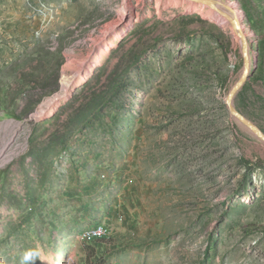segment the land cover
I'll return each instance as SVG.
<instances>
[{
	"label": "rangeland",
	"instance_id": "obj_1",
	"mask_svg": "<svg viewBox=\"0 0 264 264\" xmlns=\"http://www.w3.org/2000/svg\"><path fill=\"white\" fill-rule=\"evenodd\" d=\"M209 1L245 40L199 0H0V264H264L229 109L264 137V0Z\"/></svg>",
	"mask_w": 264,
	"mask_h": 264
},
{
	"label": "bare ground",
	"instance_id": "obj_2",
	"mask_svg": "<svg viewBox=\"0 0 264 264\" xmlns=\"http://www.w3.org/2000/svg\"><path fill=\"white\" fill-rule=\"evenodd\" d=\"M182 2V1H181ZM209 2V5H210V7H212L213 8V10L215 9L216 10V12L219 14H223V16L225 15V16H227V17H225V19L226 20H228V22L230 23V25H232L234 28H235V30H236V32L239 34V35H241L242 34V32H243V30H242V28H241V26H240V20H239V18L240 17H235L234 15L232 16V17H230V15L228 16V15H226L223 11H221L220 10V4L219 3H216V2H214V1H208ZM129 8V7H128ZM127 8V9H128ZM221 8H222V6H221ZM226 12V11H225ZM220 16H222V15H220ZM224 19V20H225ZM244 37V36H243ZM245 43V42H244ZM244 49H247V47H245L244 46ZM248 50V49H247ZM247 52V51H246ZM247 54V53H246ZM75 75H77V74H75ZM74 78H76V76L74 77ZM70 83H71V81L69 82V80L68 79H66V78H63L62 79V85H63V88H65V89H67L68 88V86L70 85ZM39 114H41V112H38L37 114H36V116L38 115L39 116ZM35 116V117H36ZM100 226H104V225H99V224H97V225H94V226H91L90 228H88L87 230H85V232H84V234H83V237L86 235V234H88L89 233V238L88 239H90V240H98V239H100V238H103L104 236H105V234H106V230H104V231H102V232H100V233H92L97 227H100ZM84 239H87V238H84Z\"/></svg>",
	"mask_w": 264,
	"mask_h": 264
},
{
	"label": "water",
	"instance_id": "obj_3",
	"mask_svg": "<svg viewBox=\"0 0 264 264\" xmlns=\"http://www.w3.org/2000/svg\"><path fill=\"white\" fill-rule=\"evenodd\" d=\"M192 1H195V0H192ZM197 1V0H196ZM199 1H202V2H204L205 4H207V5H209V0H199ZM215 2V1H214ZM226 14V13H225ZM227 15V14H226ZM225 16V15H224ZM225 17H227V16H225ZM243 34V33H242ZM242 34L240 35V38H242L243 40H245L244 39V37L242 36ZM244 46L246 47V42L244 43ZM246 51H247V49H245ZM229 109H230V111L231 112H233L236 116H237V118L239 119V120H241L244 124H246L250 129H252L254 132H255V134H257L258 136H260V137H262L263 139H264V137H263V135L251 124V123H249L247 120H245L240 114H238L236 111H235V109L233 108V106L231 105V103L229 102Z\"/></svg>",
	"mask_w": 264,
	"mask_h": 264
},
{
	"label": "built area",
	"instance_id": "obj_4",
	"mask_svg": "<svg viewBox=\"0 0 264 264\" xmlns=\"http://www.w3.org/2000/svg\"><path fill=\"white\" fill-rule=\"evenodd\" d=\"M107 228H106V226H100V227H97L92 233H100V232H102V231H104V230H106ZM84 238H89V233L88 234H86L85 236H84Z\"/></svg>",
	"mask_w": 264,
	"mask_h": 264
},
{
	"label": "trees",
	"instance_id": "obj_5",
	"mask_svg": "<svg viewBox=\"0 0 264 264\" xmlns=\"http://www.w3.org/2000/svg\"><path fill=\"white\" fill-rule=\"evenodd\" d=\"M101 241V240H100Z\"/></svg>",
	"mask_w": 264,
	"mask_h": 264
}]
</instances>
